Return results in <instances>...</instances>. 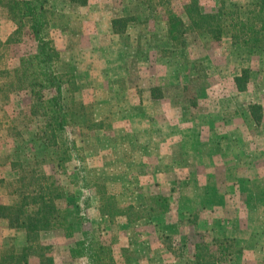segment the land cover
Wrapping results in <instances>:
<instances>
[{
    "label": "rangeland",
    "instance_id": "rangeland-1",
    "mask_svg": "<svg viewBox=\"0 0 264 264\" xmlns=\"http://www.w3.org/2000/svg\"><path fill=\"white\" fill-rule=\"evenodd\" d=\"M142 1L49 0L50 38L60 54L56 67L68 102L84 108L77 127L69 129L77 150L70 155L67 149L65 156L47 149L38 123L19 140L17 132L32 119L30 96L0 99V204L19 197V161L35 172L26 174L28 184L46 171L69 186L57 168L64 155L71 159L73 180L87 186L60 203L83 217L75 235H42L41 242L52 246L54 264H87V257L74 258L71 249L93 234L112 248L116 264H264V48L254 52L230 37L215 42L191 35L187 48L175 50L162 7L170 0H148L154 13L135 12ZM250 2L201 0V6L208 13L223 6L244 12ZM183 6L184 0L172 1L173 10L186 17ZM127 13H137V21L115 33L112 21ZM14 28L0 17L1 43ZM25 38L0 50V73L33 51L31 37ZM195 60L203 64L204 79L196 78ZM245 71L247 89L241 91L236 80ZM158 87L169 93L154 98L151 91ZM253 105L261 106L259 122ZM105 195L132 213L127 214L133 222L118 217L111 223L103 216L99 202ZM9 239L16 246L25 241L0 219V260ZM30 262L40 259L33 255Z\"/></svg>",
    "mask_w": 264,
    "mask_h": 264
},
{
    "label": "trees",
    "instance_id": "trees-1",
    "mask_svg": "<svg viewBox=\"0 0 264 264\" xmlns=\"http://www.w3.org/2000/svg\"><path fill=\"white\" fill-rule=\"evenodd\" d=\"M172 1L164 3L162 7L166 16L167 38L175 50L187 48L191 35L210 38L215 42H222L224 38L230 37L233 44L254 52L264 48V0H252L247 4L244 12L241 11L242 8L227 10L223 6L217 13L205 12L201 0H184L186 17L178 15L173 10ZM48 5L49 0H0V17L8 19L15 27L5 42L0 41V50H9L16 45L24 44L26 36H30L34 43L33 51L24 54L19 59L17 67L10 68L7 65L1 70L0 99L9 102L15 94L28 93L31 99L32 119L28 126L23 127L25 131L17 132L18 139L21 140L31 131V124L38 123V136L44 146L47 149L55 147L61 153L64 151L62 154L66 156L67 149L70 150L68 151L70 155L77 150L76 141L70 139L69 129L77 127L78 116L84 108L82 107L80 111L77 104L68 102L65 80L56 67L60 54L54 40L50 38L49 31L54 12ZM135 5H137L135 6L137 13L156 11L148 0ZM137 13H127L115 18L112 21L113 31L117 34L122 33L118 27L137 21ZM25 30H27L26 34ZM192 64L197 76L195 77L204 79L206 76L203 64L199 60L193 61ZM246 73L247 71L244 76H239L236 80L241 91L247 89ZM72 81L73 79H70L68 83H73ZM151 92L154 98L159 99L164 94L167 95L169 90L158 87ZM260 107L253 105L251 108L257 122L262 118ZM64 155L60 156L57 168L68 176L69 186H62L56 179L53 181L55 176L47 175L46 171L40 173V181L35 179V176L33 184H28L25 181L26 174L35 172L26 170V167L29 168V163L19 161V168L23 174L19 180L21 182L19 197L11 204H0V219L7 220L10 228L20 231L25 241L22 246H16L13 243L16 240L9 239L5 246L7 252L1 258L0 264H32L30 258L33 255L39 257L40 264H54L55 258L50 252L52 246L41 242L42 235L49 231L63 230L69 238L75 235L78 227H81L82 215L60 206L62 201L75 198L87 186L83 180L79 181L77 178L76 181L73 180V175L67 170V163L71 159L67 161L68 156L66 159ZM11 164L18 165V162L12 159ZM101 197L103 201L99 202L100 213L110 218L111 223H114L118 217L126 219L129 223L133 222V218L127 214L129 212L120 210L111 197L107 195ZM69 216L72 221H69ZM94 236L93 234L92 238H88L87 235V240L77 241L75 247L71 249V255L74 258L87 257V264H116L112 257V248L104 246Z\"/></svg>",
    "mask_w": 264,
    "mask_h": 264
}]
</instances>
